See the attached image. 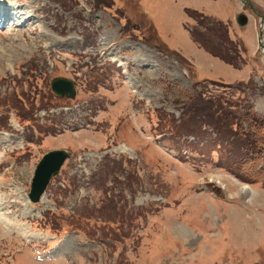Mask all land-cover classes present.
<instances>
[{
	"label": "rangeland",
	"instance_id": "374dc122",
	"mask_svg": "<svg viewBox=\"0 0 264 264\" xmlns=\"http://www.w3.org/2000/svg\"><path fill=\"white\" fill-rule=\"evenodd\" d=\"M247 2L262 24L237 0H0V216L28 237L0 222V264H264L263 183L227 171L208 126L207 145L165 135L202 92L244 131L264 120V0ZM186 9L227 26L236 64L193 41ZM56 77L74 99L51 92ZM54 149L70 157L31 204Z\"/></svg>",
	"mask_w": 264,
	"mask_h": 264
},
{
	"label": "trees",
	"instance_id": "16d2710c",
	"mask_svg": "<svg viewBox=\"0 0 264 264\" xmlns=\"http://www.w3.org/2000/svg\"><path fill=\"white\" fill-rule=\"evenodd\" d=\"M186 12L188 16L193 18L197 23L190 32L193 41L210 55L218 58L222 62L229 65L236 64L234 59L239 55V49H241V47L240 43L238 44L229 38L227 26L219 21L206 24L208 19H201L202 22L200 18L196 19L197 15H199L197 12L189 10H186ZM199 26L202 27V32L199 31ZM204 94L205 93L202 92V95L196 97V104L203 107L199 109L209 111L211 120L208 117H206L207 122L200 120L202 117H198L197 115L199 109H195L192 106L193 111H191L187 117L190 119L186 120L184 119L185 117L182 116L181 122L175 125V121L170 118L169 129L172 128V131H169L170 133H165V135L176 137L178 135L187 136L186 134H188L196 140V143H188L190 147L197 146V143L203 141L207 145L208 138L204 127L208 126L216 135L213 140L215 142L217 141L216 146L219 147V150L223 148L228 155L227 157H233L230 164L226 166L227 171L243 182H261L263 183L262 186H264V178H262L261 173L260 176L256 177L259 180H255L254 177L256 174L251 167L262 158L261 150L264 149V133L261 132H264V120L260 122L259 127H253V130L248 129L244 131L237 124V120H235L237 110L234 105H231L228 101H225L227 103L224 105L220 99L216 102H212L211 99L205 97ZM204 97L207 98L206 101ZM159 117H161V119L166 118L161 115H159ZM193 118L196 119V122L192 121ZM199 135L202 136L199 137ZM226 160L227 159H225L224 162Z\"/></svg>",
	"mask_w": 264,
	"mask_h": 264
},
{
	"label": "water",
	"instance_id": "95a60500",
	"mask_svg": "<svg viewBox=\"0 0 264 264\" xmlns=\"http://www.w3.org/2000/svg\"><path fill=\"white\" fill-rule=\"evenodd\" d=\"M242 5L249 7L253 12L257 13L255 8L248 4L246 0H238ZM260 18V23L262 24L263 17L257 13ZM235 21L239 28H244L248 24V18L245 13L240 12L235 16ZM258 45L264 49L262 43V34L257 37ZM51 91L58 97H66L68 99H74L75 97V85L72 80L66 79L64 77L54 78L50 82ZM70 157V153L65 150H52L45 153L38 164L35 167L31 183L30 191L28 194V199L32 203H38L41 200V197L44 195L47 185L50 180L55 177L65 160Z\"/></svg>",
	"mask_w": 264,
	"mask_h": 264
},
{
	"label": "bare ground",
	"instance_id": "6f19581e",
	"mask_svg": "<svg viewBox=\"0 0 264 264\" xmlns=\"http://www.w3.org/2000/svg\"><path fill=\"white\" fill-rule=\"evenodd\" d=\"M4 22V21H3ZM5 140H7L8 138H7V136H4L3 137ZM4 141V140H3ZM124 150H126V148H121L120 149V151H124ZM128 151V150H127ZM0 222L2 223V225H4L6 228H8V229H13L14 231H16L17 233H21L22 235H24V237H25V240L26 239H28V237L26 236V234L24 233V230H21V229H19V227H16V226H14V225H12L10 222H8L7 220H5V218L4 219H2L1 218V216H0ZM11 231V230H10ZM21 235V236H22ZM29 236V235H28ZM30 237V236H29ZM41 238V237H40ZM24 239V238H23ZM29 240H31V239H29ZM29 240H27V241H29Z\"/></svg>",
	"mask_w": 264,
	"mask_h": 264
}]
</instances>
